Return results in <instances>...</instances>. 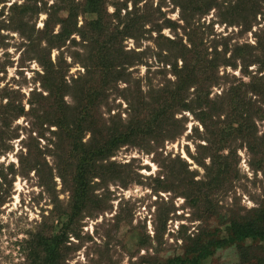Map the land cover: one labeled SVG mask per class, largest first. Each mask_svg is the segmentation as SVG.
<instances>
[{"label":"rangeland","instance_id":"rangeland-1","mask_svg":"<svg viewBox=\"0 0 264 264\" xmlns=\"http://www.w3.org/2000/svg\"><path fill=\"white\" fill-rule=\"evenodd\" d=\"M59 1L41 0L38 5H59ZM144 1L151 8L160 5L161 10L153 11L154 26L148 22L143 27L145 31L136 34L137 38L122 41L123 50L136 61L123 78L109 82L103 92L106 96L96 103L92 114L98 124L127 123L132 116L128 110L130 101L147 99L151 88L173 80L169 65H164L165 51L158 46L166 45L163 38L157 37L159 33L171 39L182 38L186 44V33H190L208 46L214 43L222 52L221 61H235L236 67L218 68V74H227L228 79L221 78L218 85L210 88L212 101L217 102L220 91L232 82L264 76V68H260L264 63V0H246L242 6L246 12L232 13L237 16L234 23H229L233 19L230 12L234 0H217L218 7L202 14L189 13L187 23L180 19L181 10L173 0H142L138 3L141 10ZM23 2L0 0V264H34L39 256H44V248L36 254L27 245L35 234L59 238L60 264H148L146 261L153 257L165 261L182 253L185 238L199 228L214 229L218 234L220 223L230 214H245L264 201V168H251V157L240 140L231 141L228 148L219 152L225 156L223 162L229 164L228 174L221 176L219 185L211 190L205 186L206 171L198 162L204 157L209 162L206 150L200 147L204 144L199 136H204L203 127L192 113L182 111L175 116L184 130L175 138L162 140L155 133L150 139L139 137L113 150L102 161V177L92 179L88 200L80 210H74L70 196L72 176L61 177V171L70 167L72 154L65 141L60 146L58 127L51 122L58 116L51 110L54 105L41 98L47 91L40 83L38 74L43 69L32 48L36 49L46 13L29 12L20 22L11 5ZM110 9L113 7L108 5V12ZM53 17L58 21L65 19L66 9H59ZM90 18L89 14H79L77 27ZM156 24L161 25L160 32H150ZM59 26H53V33L59 32ZM29 40L32 43L28 45ZM40 43L44 45L42 40ZM106 51L107 48L103 50ZM98 55L102 54L81 40L77 32L68 39L57 40L50 58L54 74L61 81L58 101L61 95L65 104L76 106L80 97L76 81L93 74L97 81L96 71L87 58ZM84 65L93 72L87 74ZM67 113L70 118L75 111ZM257 125L260 134L264 121ZM89 135L85 131L82 141L88 140ZM171 171L177 172L176 176ZM193 195L199 201L193 200ZM205 195L212 199L216 211H209L203 201ZM198 264L256 262H242L236 243H228Z\"/></svg>","mask_w":264,"mask_h":264},{"label":"trees","instance_id":"trees-1","mask_svg":"<svg viewBox=\"0 0 264 264\" xmlns=\"http://www.w3.org/2000/svg\"><path fill=\"white\" fill-rule=\"evenodd\" d=\"M40 1L24 0L20 4L12 3L11 8L17 11L20 22L29 12L38 14L40 10H44L46 13L43 27L38 29L36 49L32 48L34 58L43 69L38 74L40 83L47 91L45 95L41 94V98L51 100L54 105L51 110L58 116H55L56 118L51 122L58 127L57 137L60 146L65 141L72 154L70 167L66 171H61V177L66 178L68 174L72 176L73 187L70 196L74 210L78 208L80 210L83 202L88 200L91 181L93 178L102 177L105 168L102 161L109 158L113 150L134 142L139 137L144 136L150 139L155 136V133H159L162 140L175 138L184 130L183 125L180 127L177 124L176 121L179 122V120L175 116L182 111L192 113L203 127L204 136L201 133L199 136L204 140V144H200V147L206 150L209 162L206 163L203 160L205 157L198 162L205 168L207 188L211 190L212 186L216 187L222 179L221 176L228 174L229 164L225 160L223 162L225 156L220 153L224 148L229 147L231 141L240 140L245 145L251 157L249 164L254 171L264 168V130L259 134L257 125L259 121H264L263 75L252 76L247 82L243 80L232 82L226 89L220 91L217 102L212 101L213 99L209 97L210 88L218 85L219 79H228L227 74H218V68L220 65L236 67L235 61L233 63H229L227 59L221 61L222 52L217 50L214 43L208 46L204 44L202 38L194 39L190 33H186L188 44L184 43L182 38L171 39L163 36L159 33L161 25L156 24L154 29L149 31L159 33L157 37L165 40L166 45L160 47L159 43L158 46L165 51L164 65H169L173 80L156 89L151 88L147 92V99L130 101L128 110L132 116L128 118L127 123L119 121L98 124L92 114L96 103L106 96L103 92L107 90L109 82L123 78L128 68L136 61L130 52L123 50L122 41L127 37L137 38L136 34L145 31L143 27L148 22H152L151 25L154 26L153 21L156 20L153 18V11L160 12V5L151 8L147 1H144L145 9L141 10L138 3L142 0H80V2L79 0H60L59 5L53 2L46 6V2H43V6L39 7ZM128 1L131 4L129 8ZM173 2L181 10L180 19L186 23L189 13L202 14L212 7L219 6L217 0H173ZM245 3L246 0L233 1L230 12L233 19L229 23H234V18H237L232 14L234 11L246 12L245 7H242ZM108 5L113 7L111 12L107 10ZM62 8L66 9L67 17L58 21L54 19L53 14ZM79 14H89L91 18L77 27ZM106 16L109 18L107 19ZM55 24L60 25L57 33H53L52 30ZM33 28L32 26L31 30ZM15 30L18 29L15 28ZM76 32L81 40L95 46L102 55L87 58L96 71L97 81L93 79L94 74L90 77L86 76L89 78L76 81L75 86L78 87L76 92L80 94V97L76 106L71 108L62 101L61 95L58 96L59 101L56 98L61 88L59 83L61 81L58 79V74H54L55 66L51 61L50 51L58 39H68ZM25 36L28 39L31 37L30 34ZM41 40L44 43L43 46H41ZM30 43L32 40H29L27 44ZM226 47L227 45L225 50ZM102 48H107L108 51L104 53ZM208 48H211V53ZM84 67L87 74L93 72L87 65ZM260 68H264V63L260 65ZM149 84L151 85L150 82ZM136 90H139L138 84ZM71 109L75 113L68 118L67 112ZM85 131L89 132L90 138L82 141ZM176 173L171 171L170 174L176 176ZM205 196L203 201L209 211L211 213L216 211L212 199L209 195ZM192 199L199 201L198 196L195 195ZM220 226L218 234L217 230L201 227L192 236L186 237L181 246L182 253L169 256L165 261L153 257L146 262L148 264H198L206 260L213 250L228 243H236L242 262L255 261L256 264H264V201L249 208L245 214L239 215L233 212L220 223ZM41 235H32L27 243L31 246V253L38 254L42 248L45 249L46 254L39 256L34 264H60L59 238L47 239ZM245 240L257 243L256 245L243 244ZM32 241L35 242L34 245Z\"/></svg>","mask_w":264,"mask_h":264},{"label":"snow or ice","instance_id":"snow-or-ice-1","mask_svg":"<svg viewBox=\"0 0 264 264\" xmlns=\"http://www.w3.org/2000/svg\"><path fill=\"white\" fill-rule=\"evenodd\" d=\"M110 11H111V9H110ZM145 163H147V161H145Z\"/></svg>","mask_w":264,"mask_h":264}]
</instances>
